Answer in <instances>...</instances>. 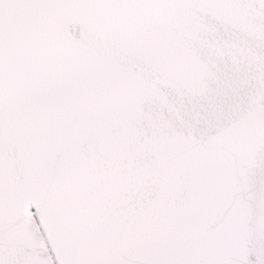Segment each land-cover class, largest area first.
<instances>
[{
	"label": "snow or ice",
	"instance_id": "snow-or-ice-1",
	"mask_svg": "<svg viewBox=\"0 0 264 264\" xmlns=\"http://www.w3.org/2000/svg\"><path fill=\"white\" fill-rule=\"evenodd\" d=\"M0 264H264V0H0Z\"/></svg>",
	"mask_w": 264,
	"mask_h": 264
}]
</instances>
